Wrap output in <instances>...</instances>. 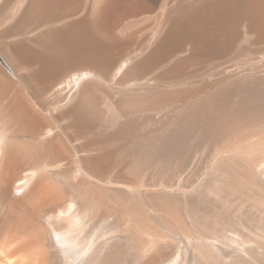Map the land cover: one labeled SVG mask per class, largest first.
Listing matches in <instances>:
<instances>
[{
    "label": "bare ground",
    "instance_id": "6f19581e",
    "mask_svg": "<svg viewBox=\"0 0 264 264\" xmlns=\"http://www.w3.org/2000/svg\"><path fill=\"white\" fill-rule=\"evenodd\" d=\"M0 264H264V0H0Z\"/></svg>",
    "mask_w": 264,
    "mask_h": 264
}]
</instances>
